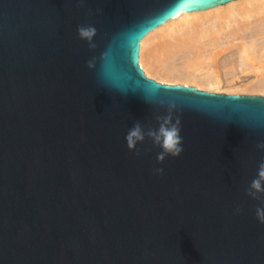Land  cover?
Returning <instances> with one entry per match:
<instances>
[{"label":"water","instance_id":"1","mask_svg":"<svg viewBox=\"0 0 264 264\" xmlns=\"http://www.w3.org/2000/svg\"><path fill=\"white\" fill-rule=\"evenodd\" d=\"M232 1L0 0V264H264V197L246 191L264 96L158 82L139 64L151 31ZM80 25L97 29L94 50ZM170 104L181 156L159 163L148 138L129 150L134 123L158 129Z\"/></svg>","mask_w":264,"mask_h":264},{"label":"bare ground","instance_id":"2","mask_svg":"<svg viewBox=\"0 0 264 264\" xmlns=\"http://www.w3.org/2000/svg\"><path fill=\"white\" fill-rule=\"evenodd\" d=\"M140 45L139 64L147 77L166 84L223 92L226 87L220 85L221 79L216 77L219 73L216 75L214 70L219 68V63L250 72L254 62H264V0H235L203 11L183 13L151 31ZM205 61H210L215 73L201 69ZM252 68L257 73L261 69ZM261 71L259 78L254 72L256 81L246 83L250 93H264V64ZM226 81L230 86L229 79ZM230 90L232 87L225 91L231 93Z\"/></svg>","mask_w":264,"mask_h":264},{"label":"clouds","instance_id":"3","mask_svg":"<svg viewBox=\"0 0 264 264\" xmlns=\"http://www.w3.org/2000/svg\"><path fill=\"white\" fill-rule=\"evenodd\" d=\"M80 6H84V0H80ZM77 33L82 40L88 42L89 48L94 50L96 44L94 38L97 35V29L92 25H80L77 28ZM87 66L92 69L95 67V58L87 61ZM135 92V89H133ZM123 95H127V92H123ZM151 103V101L146 100ZM176 112V105L170 104L167 107V115H157L155 117L159 127L153 128L152 126L147 127L137 120L134 125L128 130L126 134V142L129 150L135 151L138 143H143L146 138L150 139L155 146L162 149L157 154V161L163 163L167 156L180 157L184 151L183 148V137L181 135L182 121L179 116L174 117ZM257 149L264 151V142H260L256 145ZM139 155V152H137ZM164 169L154 168V175H162ZM247 195L254 200H261L264 197V161H261L258 165L257 176L254 178L247 188ZM239 213V209L236 210ZM256 217L261 224H264V206L256 208Z\"/></svg>","mask_w":264,"mask_h":264},{"label":"rangeland","instance_id":"4","mask_svg":"<svg viewBox=\"0 0 264 264\" xmlns=\"http://www.w3.org/2000/svg\"><path fill=\"white\" fill-rule=\"evenodd\" d=\"M140 45V44H139ZM140 49H141V45H140ZM139 55H140V51H139ZM205 64H207V65H205ZM209 64V65H208ZM257 64V65H256ZM259 64H262V65H260V66H258ZM263 64H264V62H254L253 63V66L252 67H258L257 69H260L259 71H258V73L256 72L257 70H253L254 68H252V67H250V69H252L250 72H248L249 70L248 69H246V68H243V69H246V70H248V71H245V70H243L242 68H238L237 66H232V65H230V66H228V67H224V65H222L221 63H219V68H215L214 69V66H211V64H210V61H208V63H207V61H205L204 62V64L202 65L203 66V68H201V69H204V71L206 72V70H208L209 72H214L215 73V71L217 72L216 73V77L218 78V77H220V78H218L219 80H220V85L224 88V85H225V87H226V89L224 88V90H223V92H215V93H224V94H240V95H261V96H264V93H262V92H254V91H252L251 93H250V91H248V85L246 84V83H253L254 81H256V77L257 78H259V73H261L262 71V66H263ZM208 66H210L209 68L210 69H208ZM221 66V67H220ZM232 66V67H231ZM260 67V68H259ZM207 68V69H206ZM225 70H224V69ZM237 69V70H233V69ZM215 71H214V70ZM218 69V70H217ZM222 69H223V71H222ZM227 69V70H226ZM238 69L240 70V69H242V70H240V71H238ZM202 71V70H201ZM204 71H202V72H204ZM207 71V72H208ZM220 71H221V73H220ZM228 71H231L233 74H231V72H228ZM236 71V72H235ZM241 71H243L242 73H240ZM235 72V73H234ZM254 72L255 73H257V74H255V76H254ZM237 73V74H236ZM238 73H240V74H238ZM243 73H245V74H243ZM251 73H253V74H251ZM235 74V75H234ZM228 75V76H227ZM229 75H230V77H229ZM232 75H234L233 77H232ZM236 75H238V76H236ZM232 77V84L234 83V85H232L231 86V78ZM148 78H151V79H154V80H156V81H158V82H162V83H167V82H165V81H161V80H157L156 78H152V77H149L148 76ZM234 78V79H233ZM229 79V82H230V86L232 87V89L233 90H230V91H232L231 93H228L227 91H228V89H231V87L229 86V84H228V82L226 81V80H228ZM254 79V80H253ZM251 80H253L252 82H249V81H251ZM225 81V82H224ZM223 82H224V84H223ZM227 82V83H226ZM226 83V84H225ZM246 84V85H245ZM228 85V86H227ZM237 85V86H236ZM247 86V87H246ZM230 87V88H229ZM235 87V88H234ZM247 88V89H246ZM235 89V90H234ZM243 89V90H242ZM245 89V90H244ZM225 90H227V91H225ZM248 92H247V91ZM205 91H207V90H205ZM233 91H234V93H233ZM236 91L238 92V93H236ZM242 91V92H241ZM243 91H244V93H243ZM208 92H213V91H208Z\"/></svg>","mask_w":264,"mask_h":264}]
</instances>
